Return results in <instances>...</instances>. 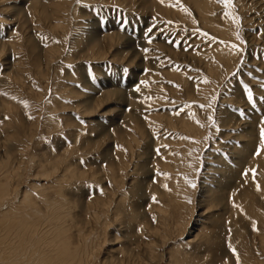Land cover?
I'll use <instances>...</instances> for the list:
<instances>
[{
  "label": "rangeland",
  "instance_id": "374dc122",
  "mask_svg": "<svg viewBox=\"0 0 264 264\" xmlns=\"http://www.w3.org/2000/svg\"><path fill=\"white\" fill-rule=\"evenodd\" d=\"M0 264H264V0H0Z\"/></svg>",
  "mask_w": 264,
  "mask_h": 264
},
{
  "label": "snow or ice",
  "instance_id": "6c2138e0",
  "mask_svg": "<svg viewBox=\"0 0 264 264\" xmlns=\"http://www.w3.org/2000/svg\"><path fill=\"white\" fill-rule=\"evenodd\" d=\"M230 2V0H224V3L227 5Z\"/></svg>",
  "mask_w": 264,
  "mask_h": 264
},
{
  "label": "bare ground",
  "instance_id": "6f19581e",
  "mask_svg": "<svg viewBox=\"0 0 264 264\" xmlns=\"http://www.w3.org/2000/svg\"><path fill=\"white\" fill-rule=\"evenodd\" d=\"M251 129V128H250ZM17 225H19V223L17 224ZM3 263V262H2ZM10 263V262H9Z\"/></svg>",
  "mask_w": 264,
  "mask_h": 264
}]
</instances>
